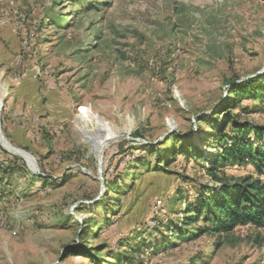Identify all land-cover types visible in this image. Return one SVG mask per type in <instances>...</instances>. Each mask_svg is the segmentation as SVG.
Listing matches in <instances>:
<instances>
[{"label": "rangeland", "instance_id": "374dc122", "mask_svg": "<svg viewBox=\"0 0 264 264\" xmlns=\"http://www.w3.org/2000/svg\"><path fill=\"white\" fill-rule=\"evenodd\" d=\"M253 77L264 79L260 0H0V127L36 161L0 141V264L99 263L86 247L101 264H264V228L249 225L156 249L200 185L216 186L201 165L179 155L172 172L124 176L146 156L132 138L157 144L180 132L201 145L203 136L210 160L212 125L200 116L219 128L215 113ZM258 104L243 98L238 111L264 126ZM82 108L114 132L101 153L84 129L104 135ZM224 172L254 174L250 165ZM112 196L105 214L98 202Z\"/></svg>", "mask_w": 264, "mask_h": 264}, {"label": "trees", "instance_id": "16d2710c", "mask_svg": "<svg viewBox=\"0 0 264 264\" xmlns=\"http://www.w3.org/2000/svg\"><path fill=\"white\" fill-rule=\"evenodd\" d=\"M61 1L80 4V0ZM260 1L264 2V0ZM98 7L100 6L96 8L92 6L90 9L96 12L99 10ZM228 97L229 101L215 113L216 120L221 121L219 128H215L218 123L211 121L209 116H200V122L205 124L210 122L212 125L210 132H205L209 134V138L214 139L216 145L217 152L210 157V160L206 158L207 153L200 148L206 142L203 136L199 137L201 145H195L191 137H183L180 132L169 134L166 139L157 144L153 142L131 143L143 150L146 156L132 158L133 168L131 169L133 170L125 171L124 176L126 177H133L135 173L142 169L172 172L169 167L172 166L179 155H182L186 161L193 160L196 164L201 165L216 184V186L200 185V188L196 190V198L185 203L181 227H175L174 230L167 227L172 232V238L162 241L156 246V249H168L175 243L191 241L205 234L221 238L223 234H233L240 226L249 225L255 228H264V126L243 119L242 112L238 111L243 98L254 99L258 102L256 109L261 105L264 106V79L253 77L243 81L241 84L234 86ZM199 129L201 132L202 128ZM252 133L256 137L254 141L249 139ZM136 135V138L144 137L138 131ZM248 165L253 168L254 174L236 177L228 176L224 172V169L228 167ZM184 181H192V178L186 176ZM118 183L119 181L116 182V180L112 183L106 180L105 185H109L112 191L126 188L124 184L121 188H117L119 187ZM116 193L117 195L120 194V192ZM177 193V198L182 195L180 190ZM114 197H105L108 204L98 202V206L103 208L105 214L110 215L114 212L111 201L115 199L116 202H119V199ZM102 218L103 220L107 219L106 217ZM93 221L97 223L96 219ZM96 226L101 227L99 224ZM83 250L93 253L99 259L100 264L104 261L99 249L91 252L86 247ZM136 253L138 254V252ZM112 255L115 257L116 254ZM116 256H119V254ZM136 256L139 255L131 257L127 253H123L122 258L135 263ZM99 263L96 262V264Z\"/></svg>", "mask_w": 264, "mask_h": 264}, {"label": "bare ground", "instance_id": "6f19581e", "mask_svg": "<svg viewBox=\"0 0 264 264\" xmlns=\"http://www.w3.org/2000/svg\"><path fill=\"white\" fill-rule=\"evenodd\" d=\"M1 104H2V99H1V97H0V106H1ZM82 110V112H83V114L85 115V118H86V116H87V119H88V121H91V122H94V124L98 127V129H99V131H100V133L101 134H103L104 136H100V135H96L95 134V136L96 137H94V135H90V134H88V132L84 129V131H85V133L87 134V135H89L88 136V142H91L92 144H93V146L95 147V149L97 148V149H99L100 150V148H102V146L103 145H101L103 142H105L106 141V139L108 140L109 139V137L111 136V135H113L114 134V132H113V130H112V128H111V126H110V124L108 123V122H106V121H104V120H102L99 116H97L96 114H91V115H89V112L90 113H92L91 111H89L88 109H86V108H82L81 109ZM5 146H7V147H9L11 150H13L14 152H16V154H18V155H20L21 157H23L24 159H26L28 162H29V164L32 166L33 165V167L32 168H34V160H33V158H31L30 156H29V154H27L26 152H24V151H22V150H19V149H17V148H14V147H12L9 143L8 144H4ZM103 150V149H102Z\"/></svg>", "mask_w": 264, "mask_h": 264}, {"label": "water", "instance_id": "95a60500", "mask_svg": "<svg viewBox=\"0 0 264 264\" xmlns=\"http://www.w3.org/2000/svg\"><path fill=\"white\" fill-rule=\"evenodd\" d=\"M132 140H134V141H142V140H140V139H134V138H132ZM0 141H1V143L3 144V146H5L4 144L6 143V144H10V142L7 140V138L5 137V135H4V133H3V131H2V129H1V127H0ZM107 141H109V139L107 140L106 139V141L103 143V146H102V148H100V150H99V152L101 153V151H103L102 149H103V147L105 146V144L107 143ZM11 145V144H10ZM18 149V148H17ZM19 150H21V149H19ZM22 151H24V152H26L27 154H29V156L31 157V158H33V160L35 161V157L32 155V154H30L29 152H27V151H25V150H22ZM35 163H36V161H35Z\"/></svg>", "mask_w": 264, "mask_h": 264}]
</instances>
